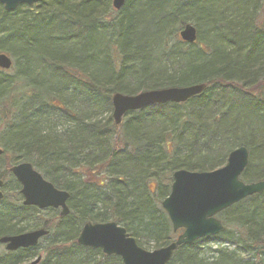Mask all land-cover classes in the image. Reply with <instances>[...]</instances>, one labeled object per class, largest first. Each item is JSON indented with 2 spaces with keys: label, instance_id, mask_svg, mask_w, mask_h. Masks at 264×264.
<instances>
[{
  "label": "trees",
  "instance_id": "1",
  "mask_svg": "<svg viewBox=\"0 0 264 264\" xmlns=\"http://www.w3.org/2000/svg\"><path fill=\"white\" fill-rule=\"evenodd\" d=\"M147 1L126 0L108 26L102 24L103 0H45L12 12L0 5V54L12 58L14 71H0V180L4 192L11 184L16 194L0 202V237L48 230L38 264H121L76 244L86 223L115 222L141 248V239L154 250L168 245L177 234L160 204L172 174L217 170L238 147L250 155L241 181L264 180V0H171L166 9L153 0L150 39L166 32L161 45L149 49L138 43L140 36L133 42L127 19L130 8ZM116 24L119 45L110 33ZM186 25L196 31L192 45L177 41ZM89 34L108 35V45L86 46ZM36 64L47 70L39 73ZM47 73L49 84L36 83ZM200 84L206 89L183 104L128 112L119 125L112 121L114 94ZM16 87L23 91L16 94ZM247 112L259 125L247 126L249 136L246 126H235ZM21 163L69 194L67 216L47 210L54 217L27 227L42 212L20 204L8 169ZM217 218L225 227L221 235L179 247L168 264H264V192ZM216 240L226 248H208L212 257L205 258L204 247ZM38 249L4 253L0 264H28L40 256Z\"/></svg>",
  "mask_w": 264,
  "mask_h": 264
},
{
  "label": "water",
  "instance_id": "2",
  "mask_svg": "<svg viewBox=\"0 0 264 264\" xmlns=\"http://www.w3.org/2000/svg\"><path fill=\"white\" fill-rule=\"evenodd\" d=\"M45 0H0L5 12H12L20 6L28 8ZM126 0H112L111 7L119 11ZM180 41L187 45L196 42L195 28L186 25L179 32ZM11 59L0 54V70L8 71ZM206 86L203 84L181 88H167L138 93L133 96L114 94L111 97V118L119 125L128 112H136L147 107L165 104H183L200 95ZM3 150L0 148V157ZM249 162L248 150L241 146L231 151L223 167L211 172H189L178 170L172 174L168 196L160 207L166 214L173 233L181 231L168 245L147 252L139 247L126 230L115 222L102 224L86 223L80 229L76 244L83 248L99 250L106 257H117L121 264H168L174 252L183 245L216 237L225 227L217 215L242 200L264 192V180L244 183L241 175ZM9 173L19 184L22 205L39 210L54 209L59 216L69 214L67 201L69 194L55 189L49 182L27 163L13 165ZM3 182L0 180V201L3 199ZM48 231L39 229L14 236L0 237V245L6 252L34 248ZM37 258L32 264H38Z\"/></svg>",
  "mask_w": 264,
  "mask_h": 264
},
{
  "label": "rangeland",
  "instance_id": "3",
  "mask_svg": "<svg viewBox=\"0 0 264 264\" xmlns=\"http://www.w3.org/2000/svg\"><path fill=\"white\" fill-rule=\"evenodd\" d=\"M103 1L106 2V3L108 2V7H105V11H103V13L101 14L102 15L101 18L103 20L102 24L103 25L107 24V26H108V25H111V23H113L114 19H116L118 17V12H115L112 9V7H111V1L112 0H103ZM160 1H161V3H162V1L165 2V4H162V8L163 9H166L167 5L171 2V0H160ZM147 4H146L147 6L144 5V6H142V8H138L137 6H134V7L130 8V10L127 11V19H129V21H130L129 33H130V37L133 36L132 37L133 38V42L135 44L139 43L141 46L145 47L146 49H149L150 45H152L153 47L155 45H157V46L161 45V42L165 38L166 29H165V32L163 34L157 35L155 39H150L151 36H153L154 32L156 31L154 29L155 18L151 17V12H150V10L148 8V6L150 7V5L153 4V0H148ZM118 28H119V26H118V24H116L110 30V33L112 35V42H114L116 45H119V43L121 42L120 38L116 36L118 34ZM138 36H140V40L141 41H139L137 43V42H135V40L137 39ZM108 40H109V36L108 35H106V36L102 35V36L99 37V36H93V35L89 34L85 44H86V46L87 45L88 46H95V45H101L102 46L103 44L106 46V45H108ZM177 41L180 42V39L177 38ZM39 44H43L42 40H40ZM174 44H175L174 40H171L170 42L168 41L167 44H166V48L170 49ZM181 45H183V44L181 43ZM17 55L19 56V54H17ZM34 56H36V55H34ZM10 59H12V58H10ZM35 60H39V59H32L31 61H35ZM34 66L39 68V73H43V72H45L47 70V69L42 70L40 68V65H38V64H36ZM12 68L10 70H8V71H5L4 74H6L7 76H13V72L14 71H13ZM47 75H48V73L47 74H40L38 76V78H37V82L36 83H39L41 85L49 84L51 81H50V79H48ZM43 79H45V80H43ZM16 89H17V87L13 90V92H15L16 94L21 93L23 91V89H17V90ZM251 91L254 92V93L257 92L256 89H253ZM246 103L248 104L247 106L250 107L249 104H251V102L250 101H246ZM235 105H236V103H235ZM110 115H111V113H110ZM246 117H247V119H243L242 121H240V119H238L237 123L235 124V126L237 127V129H239L240 125L241 126H243V125L246 126V131L245 132L247 133V136H249V135H251V133H249L247 126H250V129H254L255 127H258L259 125H255L253 122L249 121L248 112L246 114ZM106 118H107V114H104L102 116V120L105 121ZM254 134H255V136L257 135L254 131H252V135H254ZM3 165L4 164L2 163V167H3ZM7 183H9L8 180H7L6 184ZM13 186H11V184H9V185L7 184V190L8 191L7 192L5 191L3 193L4 195H6L8 197L7 199H9V200L10 199L13 200L16 197L15 192L11 191L14 188ZM18 197H19V194H18ZM52 217H54V213H51L49 211H43L40 215H37L36 217L32 218V220H27L26 223H29V225L27 224V227L28 228H32L35 225L43 224L44 222L50 220ZM176 236L177 235L173 236V240L172 241H174L176 239ZM140 242L143 244L142 248L144 250H146L147 252H152L154 250L153 246L148 245L147 243H144V239H141ZM46 244L47 243L45 242V240H42L39 243V249L40 250L38 249L37 255H40V256L43 255L41 250L46 246ZM222 247L226 248V245L221 244L218 240L213 241V242H208L206 244V246L204 247V249H203L202 255L205 258H211L212 254L208 252V248L210 250H215L217 248H222ZM228 250H232V247H228ZM4 253H6V251L4 250V247L0 246V255H2ZM240 257L241 258H248V255L247 254H241ZM32 262H34V259H32L28 264H30V263L32 264Z\"/></svg>",
  "mask_w": 264,
  "mask_h": 264
},
{
  "label": "flooded vegetation",
  "instance_id": "4",
  "mask_svg": "<svg viewBox=\"0 0 264 264\" xmlns=\"http://www.w3.org/2000/svg\"><path fill=\"white\" fill-rule=\"evenodd\" d=\"M8 172H9V169H8ZM13 178V177H12ZM14 179V178H13ZM15 180V179H14ZM18 184V183H17ZM19 185V184H18ZM3 187V186H2ZM19 190H20V187H19ZM2 192L4 193V190L2 189ZM18 194H19V191H18ZM4 199V198H3ZM19 201H20V204L22 205V198H21V196H20V194H19ZM2 201V200H1ZM0 201V202H1ZM23 206V205H22ZM23 207H25V206H23ZM32 208H35V207H32ZM35 209H37V208H35ZM37 210H39V209H37ZM47 210H54V209H45V210H39V211H41V212H43V211H47ZM54 211H56V212H58L59 213V211L58 210H54ZM39 229H44V228H38L37 230H39ZM45 230V229H44ZM33 231H35V230H33ZM48 231V230H47ZM31 232V231H30ZM25 233H27V232H25ZM48 234H49V231H48ZM48 236V235H47ZM47 236H45V237H47ZM44 238V237H43ZM1 247H4V246H2V245H0ZM29 249H33V248H28V249H24V250H29ZM37 258H39V257H37Z\"/></svg>",
  "mask_w": 264,
  "mask_h": 264
},
{
  "label": "bare ground",
  "instance_id": "5",
  "mask_svg": "<svg viewBox=\"0 0 264 264\" xmlns=\"http://www.w3.org/2000/svg\"><path fill=\"white\" fill-rule=\"evenodd\" d=\"M27 164H29V163H27ZM146 251V250H145Z\"/></svg>",
  "mask_w": 264,
  "mask_h": 264
}]
</instances>
